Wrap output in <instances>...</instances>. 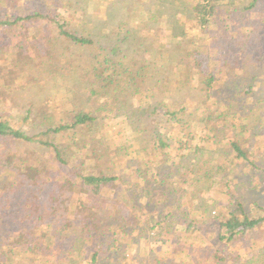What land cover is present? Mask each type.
<instances>
[{
    "label": "trees",
    "instance_id": "16d2710c",
    "mask_svg": "<svg viewBox=\"0 0 264 264\" xmlns=\"http://www.w3.org/2000/svg\"><path fill=\"white\" fill-rule=\"evenodd\" d=\"M226 1L180 3L188 21H192L193 28L203 36L197 41L185 34L183 28L176 25L177 21L166 24V36L172 46L170 54L176 55L177 60L168 62L164 58L158 66L164 69L165 80H169L167 75L173 70L172 75H177L182 66L186 68L181 86L187 89L192 86L196 92L194 104L176 103L164 97V93L169 92V88L165 89L166 83L159 84V96L164 98L150 102L151 98L145 93L148 87L143 88V82H138L148 79L153 65L143 58L149 51L143 49L149 38L142 33L155 30L145 21L141 25L145 32L140 35L136 28L133 34L129 32L131 38L122 36L119 29L113 27L109 35L103 37L105 43L102 44L88 34L69 32L61 15L30 14L25 9L20 15L0 17V65L6 71L11 70L0 71V89L12 92L19 77L26 76L27 70L20 68L16 76V67L27 52L22 43L25 40L36 68L29 86H36L42 93L45 75L54 83L62 77L63 70L65 82L76 74V82L86 86L83 92L87 104L97 102L99 109L109 108L111 113L110 109L120 107L123 123L134 124L135 130L148 137L144 144L134 145L135 148L121 147L114 152L119 159L131 157L136 162L135 168L127 163V172L130 178L141 180L145 188L126 180L128 188L124 194L119 199H109L106 194L111 187L119 188L122 180L119 171L123 167L116 165L117 157L106 159L108 148L103 153L100 146V154L92 150L95 134H102L104 127V120L95 112L79 110L73 105L63 121L53 124L52 119L47 121L40 113L39 107L34 112L30 105L22 120H38L41 128L31 135L14 129L0 112V234L6 236L5 242L0 241V264H95L99 254L88 259L89 243L96 242L106 251L127 247L135 234L134 229H130L133 223L146 226L153 240L151 245L174 243L179 247L181 239L175 232L181 228L185 233L194 232L192 213L181 209V195L190 190L189 201L194 208L192 202L198 199L196 194L210 191L215 179L221 178L224 172L231 174L242 165L240 173L261 171L260 165L251 158L260 157L255 153L253 142L260 143L264 132V96L260 94L264 92V81H259L258 74L250 76L247 67L264 69L261 44L264 27L254 25L247 15H241L240 22L226 18L218 23V14ZM258 1L250 0L244 11H253ZM156 17L148 15V21ZM218 24L222 27L218 28ZM28 27L39 28L42 35L29 43L23 36V30ZM155 32L158 34L157 30ZM113 37L118 38V45L129 43L128 39L136 41L137 48L133 52L140 59L136 62L131 59L126 64L111 60L109 38ZM206 37L214 41L209 44ZM59 41L66 43L71 51L76 48L90 53L88 65L81 67L75 60H68L64 53L57 55L54 50ZM126 89L140 91L141 96L124 97L122 93ZM139 101L140 106L136 108ZM99 140L104 143L102 135ZM31 147L42 151L43 155L46 153V161L39 160ZM77 154L90 157L91 165L84 166ZM215 154L221 157L233 154L237 166L232 165L228 170L231 163L226 165L219 161L213 166ZM101 160L108 162L109 168H101L105 165ZM169 162L171 165L167 167L165 164ZM152 167L154 171H150ZM170 176L177 177L181 188H171L167 180ZM148 183L155 184L153 190L148 188ZM156 185L164 189L157 190ZM170 197L173 203H168ZM241 201L238 199L230 205L219 222L210 217L213 206L200 198L193 213L204 218L216 243L231 246L246 237H254L264 225V209L262 215L253 217L245 211ZM135 202L142 205L126 207ZM162 204L166 206L165 212L151 217L148 212L155 209L152 207ZM256 251L253 257L242 262L234 259L230 264H264V243ZM177 254L187 256L190 259L187 264H197L192 258L193 250L184 248ZM164 261L153 260L151 264H175ZM203 264L227 263L217 250Z\"/></svg>",
    "mask_w": 264,
    "mask_h": 264
},
{
    "label": "rangeland",
    "instance_id": "374dc122",
    "mask_svg": "<svg viewBox=\"0 0 264 264\" xmlns=\"http://www.w3.org/2000/svg\"><path fill=\"white\" fill-rule=\"evenodd\" d=\"M188 1L190 2L191 0H0V17H3L4 15H20L21 11L25 9L30 11V14L40 13L51 16L61 15V20L66 23L65 25H67V30L69 32L74 31L82 35L88 34L92 36L93 39L99 40L102 44L105 43L103 37L108 34L113 27L117 28V30L119 29L122 36H129V38H131L129 32H132L131 34H133L136 28L137 35H140L142 32H145L144 30H141L142 22L145 21L155 30L142 33L149 38L143 47V49L147 48L149 51L144 54L143 58L153 65L151 66L148 79L145 78V80H138V82H143V88L148 87L149 91L145 93L151 98L150 102L160 100L164 97H170V100L173 102L191 104L195 100L196 92L192 89V86L191 89L182 88L181 86V81L186 77V68L182 66L177 75L176 73L172 75L174 72L173 70L171 74L167 75L169 80H165L166 74L164 69L158 66L161 61L163 62L164 58L168 62H175L177 60L176 55L172 53L170 54L172 46H170V39L168 40L166 36L167 23H174L177 21L176 25L182 27L185 34L190 38H194L196 41L203 38V36L198 33L199 31H197L195 27L193 28L194 23L188 21L187 14L182 12V6L180 3ZM249 2L250 0H227L224 3V7L221 8L223 13L221 12L218 14L217 22H222V20H225L226 18L233 22H240L242 20L241 15H243V17H246L245 15H247L249 20L253 21L252 23H254V25L258 23L264 27V0H259L253 11L245 12L244 9L246 10ZM148 15H156L157 19L149 22ZM221 27L222 26L218 24V28ZM156 30L158 31V34L155 32ZM23 33L24 38L27 39L29 43L33 42L35 37L37 38L42 35V31L35 27H28V29L23 30ZM136 33H134V35ZM109 39L111 41L109 42V58L111 60L117 62L122 61L126 64L129 63L131 59H134L135 62L140 59V57L136 56L133 52V50L137 48L135 46L137 44L136 41L128 39L129 43L118 45L117 37ZM213 41L212 37H206L207 43L210 44ZM220 41L221 40L218 42ZM22 43L26 46L27 52H25L24 57L16 67V76L20 73L19 68L27 70V73L24 78H17L19 79V82L15 84V88L12 92L0 89V112L3 113L2 117L4 120L9 122L14 129L20 130L27 135H31L38 133L41 128L38 120H22L25 111L30 105L34 107V112H36V107H39L41 109L40 113L45 115L47 121L52 119L53 124L63 121L66 118V111L71 110L73 105H77L79 110H91L92 112H95L100 119L104 120V127L101 131L102 134H95L97 137L92 143L94 144L92 150L97 151V153L100 154V146L103 149V153L104 149L108 148V157L106 159L110 160L117 157L118 162H116V165H122L123 167L121 168V171H119V175H121L122 178V180L119 181V188L111 187L106 194L107 197H109V199L118 197L119 199L121 194H124V191L128 188V185L125 184L126 180L133 181L137 185H141L142 188H145L141 180L130 178L129 173L127 172V166H131V168L137 167L135 165L136 162L132 160L131 157L119 159L114 152L115 149H120L121 147L135 148L136 146L134 145L136 144H138V146L141 143L144 144L145 140L148 138L147 134L135 130L136 127L134 124H124L122 116L120 117L119 115L121 112L119 111L121 110L120 107H118L119 109H110V111H113V113H111L109 112V108L103 110L99 109L100 104L97 102L94 104H87L85 102V92H83L86 86L76 82L78 79L76 74L68 78L65 82L63 80L65 71L63 70L62 77L57 78L54 83L53 81L50 82L48 75H45L42 79L45 87L42 93H40V90L36 86H29L32 76L36 75L33 72L36 68L35 65L32 64L34 56L32 55L30 48H28L27 42L24 40ZM261 44L263 45L262 50L264 51V42ZM66 45V43L59 41L58 46L54 50L55 53L57 55L64 53L66 57H68V60H75L78 66L85 67L88 65L87 58L90 53L82 52L76 48L71 51L67 48L68 45ZM139 45H141L140 42ZM69 51H71L72 55ZM262 57L264 58V52ZM1 67L2 66L0 65V71H11L10 69L6 71L5 68ZM28 71H31L33 74H29ZM247 71H249L250 76L258 74L259 81H264L263 68L258 70V68L248 66ZM247 81H250V78H248ZM164 83L167 84L165 89L169 88V92H165V96L161 97L159 96L161 95L159 92V84ZM139 92L126 89L122 94H124V97H126V95L134 97V94L136 95L135 97H140L141 95ZM260 94L264 96V92ZM133 97H130V99ZM140 103L141 101L136 102L135 107L138 108ZM101 135L104 138V143L99 140ZM96 141H100L101 143H96ZM253 145L256 151L255 153L260 157L251 159L260 165V172L252 171L251 174L247 172L240 173L238 170L242 169L243 165L239 166V169L236 170V172L233 171L231 174H229L230 172L228 171H226V173L224 172V175L222 176L223 178L215 179V183L210 191L196 194L198 199H195L192 202L194 208H191L192 204L189 201V194H191L190 190L181 195V209L192 213L191 217L194 225V232L185 233L184 229L178 227L180 230L176 231L175 235H179L181 239L179 247L174 243L155 246L151 245L153 240L145 230L146 226L140 227L137 223H133L130 229H134L135 234L130 245L127 247L116 248L113 251H106L104 247L98 246L99 244L96 242L89 243L90 246L87 251L88 259L91 255L98 253L99 255L95 264H151V261L153 260L162 259L165 260L164 262L187 264L190 259H188L187 256H180L177 254L180 249L184 248L194 251V256H192V258H194V261L197 264H203L206 259L210 258L214 251L217 250L222 254V257L226 259L227 264H230L234 259H239L242 262L247 258L256 255L257 247L264 243V225L254 237H246L243 240H240V242L237 241L231 246H228L223 243H216L214 234L208 232L206 222L203 220L204 218L193 213L200 198L204 202H208L209 205L213 206V212L210 217L215 218L216 221L219 222L218 220L224 218L226 212L231 208L230 205H234L238 199H241L245 211L249 212L251 216L257 217L262 215L261 210L264 209V132H262L260 143L253 142ZM31 150L35 152L36 157L41 161H46L48 158L46 153L43 155V152L36 148L34 149L31 147ZM215 155L214 161L212 162L213 166L216 164L218 165V161L225 163L226 165L231 163L228 170H231L234 165L237 166L233 154H228L227 157H221V155L218 156V154ZM86 156L87 155L85 154H80L79 157V154H77L81 163H83L84 166H89L91 165L92 160L90 157ZM144 160L146 161V158ZM101 161L102 162L100 163L105 164L101 168H109L110 165L108 162L103 163L104 161ZM127 163H129V165H127ZM165 165L169 167L171 162ZM150 171H154L153 167L150 168ZM166 173L168 174V172ZM176 179L177 177L175 176L167 178L169 183L173 186L171 188H181V185ZM115 184L117 185V182H115ZM154 185L155 184L148 183V188L153 190ZM155 187L157 190L164 189L162 186L158 188V185ZM176 198H178L177 195ZM169 200L168 203L174 202L172 197H170ZM140 205H142L141 202H135L129 203L126 207H140ZM74 206L75 204L71 205V208ZM152 208L155 209H151L152 212L148 213L151 217H154L157 213L163 214L165 212L163 208H166V206L165 204H162ZM134 216L135 215L133 214L131 219H133ZM105 217L107 218V214ZM0 241L5 242L6 236L0 234ZM254 244H256L255 248ZM24 264H26V262Z\"/></svg>",
    "mask_w": 264,
    "mask_h": 264
}]
</instances>
